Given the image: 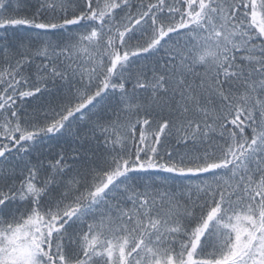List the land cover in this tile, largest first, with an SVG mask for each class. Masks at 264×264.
Returning <instances> with one entry per match:
<instances>
[{
    "label": "snow or ice",
    "instance_id": "obj_1",
    "mask_svg": "<svg viewBox=\"0 0 264 264\" xmlns=\"http://www.w3.org/2000/svg\"><path fill=\"white\" fill-rule=\"evenodd\" d=\"M0 264H264V0H0Z\"/></svg>",
    "mask_w": 264,
    "mask_h": 264
}]
</instances>
